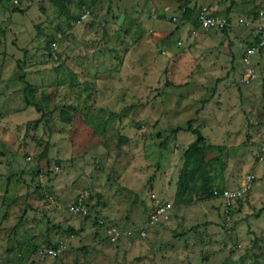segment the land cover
Segmentation results:
<instances>
[{
	"label": "rangeland",
	"instance_id": "374dc122",
	"mask_svg": "<svg viewBox=\"0 0 264 264\" xmlns=\"http://www.w3.org/2000/svg\"><path fill=\"white\" fill-rule=\"evenodd\" d=\"M263 4L0 0V264H264Z\"/></svg>",
	"mask_w": 264,
	"mask_h": 264
},
{
	"label": "built area",
	"instance_id": "2783aa9c",
	"mask_svg": "<svg viewBox=\"0 0 264 264\" xmlns=\"http://www.w3.org/2000/svg\"><path fill=\"white\" fill-rule=\"evenodd\" d=\"M242 22V20H240ZM197 22L199 24V27L201 29H223V27L226 25L225 20L214 17L211 12L207 11L206 9H202L198 12L197 15ZM249 27L252 28V31H254L253 39L254 42L249 44L245 48L244 52V59L245 62L250 65L251 58L256 57L258 60L256 61V65H259V71L255 73L256 71L253 69H249L248 71V79H255L259 78L261 81H264V4L261 6V8L258 10V13L253 21L249 22ZM263 59V64L260 63V60ZM254 64V65H255ZM251 66V65H250ZM264 149V144H263ZM251 181L249 180V185L247 184V187H243L241 189V193H245L250 188ZM215 196H217V193H213ZM220 197L226 202V206H231V202L236 200L238 198L237 194L229 193L228 191H224L220 194ZM80 209V208H79ZM77 209L75 208V211ZM81 210V209H80ZM164 208L157 207L153 214L151 219L153 221H156L159 217L162 216L164 213ZM85 212V211H84ZM85 214V213H84ZM48 253L51 256H57V251L53 249H49Z\"/></svg>",
	"mask_w": 264,
	"mask_h": 264
},
{
	"label": "trees",
	"instance_id": "16d2710c",
	"mask_svg": "<svg viewBox=\"0 0 264 264\" xmlns=\"http://www.w3.org/2000/svg\"><path fill=\"white\" fill-rule=\"evenodd\" d=\"M176 130L179 131L181 129L177 128ZM186 130L190 131L196 137L195 141L190 144L187 155L189 157H201L203 155L204 145L203 136L200 134L198 129H193L190 124L187 126Z\"/></svg>",
	"mask_w": 264,
	"mask_h": 264
},
{
	"label": "crops",
	"instance_id": "0c3cea01",
	"mask_svg": "<svg viewBox=\"0 0 264 264\" xmlns=\"http://www.w3.org/2000/svg\"><path fill=\"white\" fill-rule=\"evenodd\" d=\"M178 1V0H177ZM201 1V3H202V5L203 6H206V4H208L211 0H205V1H202V0H200ZM253 37V36H252ZM254 40L255 39H250L249 41H248V43L246 44V46H245V48L249 45V44H251V43H253L254 42ZM244 48V49H245ZM244 52H245V50H244ZM258 59H255V57L254 58H251V62H250V65H254L255 63H256V61H257ZM250 65H248V66H250Z\"/></svg>",
	"mask_w": 264,
	"mask_h": 264
}]
</instances>
